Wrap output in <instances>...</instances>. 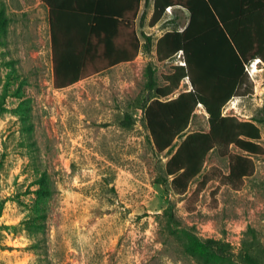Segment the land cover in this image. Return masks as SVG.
Here are the masks:
<instances>
[{
  "label": "rangeland",
  "instance_id": "1",
  "mask_svg": "<svg viewBox=\"0 0 264 264\" xmlns=\"http://www.w3.org/2000/svg\"><path fill=\"white\" fill-rule=\"evenodd\" d=\"M169 17L149 31L150 53L56 89L45 8L0 0V264H243L245 253L264 264V128L263 152L239 187L225 181L234 146L210 151L184 194L157 182L168 156L156 151L141 105L147 66L163 87L183 62L155 54L157 37L177 27ZM257 68L224 115H260L264 62ZM189 86L181 80L167 98ZM207 118L198 106L187 131L207 132ZM206 239L231 257L208 255L197 245Z\"/></svg>",
  "mask_w": 264,
  "mask_h": 264
},
{
  "label": "trees",
  "instance_id": "2",
  "mask_svg": "<svg viewBox=\"0 0 264 264\" xmlns=\"http://www.w3.org/2000/svg\"><path fill=\"white\" fill-rule=\"evenodd\" d=\"M41 1L50 9L54 88H65L119 64V58L137 55L140 40L134 28L136 10L130 17L121 13L111 15L112 22L101 20L105 15H70L76 27L67 32L73 35L74 44L57 47L52 5L49 0ZM138 2L136 0L137 6ZM171 7L185 10L188 22L183 30L176 27L165 31L155 41V54L158 61L180 54L184 65L174 67L163 87L156 85L155 72L147 66L145 90L148 97L141 105L143 121L156 151L168 156L164 173L157 182L168 194H184L190 182L201 174L210 151L216 148L226 151L234 146L239 153L229 155L225 181L234 188L239 187L243 179L254 172L252 157L263 152L259 140L264 128V104L260 115L249 121L224 115L223 109L244 86L245 66L256 59L264 62V0H153L148 26L152 28L160 23ZM139 34L142 50L150 53L153 37L144 31ZM128 38L133 44L131 56L122 54L123 46H108L117 39L124 42ZM99 49L118 50L114 51L118 59L91 60V52ZM185 78L191 89L167 98ZM198 106L208 115L209 129L188 132ZM131 124L130 121L123 123L125 127ZM178 138L181 141L175 145ZM207 181L208 178H204L203 184ZM168 216L171 222H176L171 212ZM197 245L215 259H229L232 254L228 245L213 239L199 240ZM242 262L261 264L248 253L242 256Z\"/></svg>",
  "mask_w": 264,
  "mask_h": 264
},
{
  "label": "crops",
  "instance_id": "3",
  "mask_svg": "<svg viewBox=\"0 0 264 264\" xmlns=\"http://www.w3.org/2000/svg\"><path fill=\"white\" fill-rule=\"evenodd\" d=\"M39 1L46 10L47 21H48V13L50 9L41 0ZM49 1L52 5V12L55 15V19H53V22L55 23L54 29H55V39H57L56 40L57 47H60V46L68 47L69 44L70 45L74 44V41H73L74 37H72L73 35L67 32L70 30L72 31V29H75L76 27L74 25L73 18L70 15H89V17H93V15H105V19H101V20H107V21L112 22L114 18H111L112 17L111 15L121 13V14L128 15L127 17H130V15H132L136 10V17L134 19V28L140 40V48L138 49V53L134 58L133 56L128 57V58H119L118 61H121L119 64L131 63L133 61H136L138 58H140V56L143 53V50L141 47L143 41L140 39L139 33H141V31H144L147 35H150L149 31L151 29H154L155 27L154 26L150 28L148 26V22L152 14V1L153 0H149L147 1V3L145 2V0H139L138 6L136 4V0H49ZM166 12H171L172 17H169L170 21H172L174 24H177V27L179 30H183V28L186 26L188 22V13L185 10L178 9V8H172V7L166 10ZM127 19H130V18H127ZM160 36H158L157 39ZM48 39H49L48 51L50 55V60H52V42H51L49 22H48ZM127 40L123 42L121 41V39L119 40L117 39L114 42V44H111L108 46L110 48L111 47L117 48L118 46H123L122 48H124V52L122 54L131 56L133 54V44L131 42L132 41L131 39L128 38ZM83 46L84 44L82 45V47ZM100 46L108 47L106 45L104 46L100 45ZM114 51L119 52L118 50H105V49L100 50L99 49L98 51L96 50V51L91 52L92 57H90V59L94 61L117 60L118 59L116 58L117 53ZM189 87L191 89V86Z\"/></svg>",
  "mask_w": 264,
  "mask_h": 264
},
{
  "label": "built area",
  "instance_id": "4",
  "mask_svg": "<svg viewBox=\"0 0 264 264\" xmlns=\"http://www.w3.org/2000/svg\"><path fill=\"white\" fill-rule=\"evenodd\" d=\"M168 9H169V8H168ZM168 9H167V10H168ZM257 61H260V60H259V59H256V60H254V61H251V62L248 64V65H250V70L247 68L248 65L245 66V72L248 74V76H249L250 79H253V75L256 74V73L253 72V70H254V69H255V70L258 69V68H254V66L257 67V65H258ZM260 62H261V61H260ZM180 64L184 65V62H182V63H180ZM257 72H258V70H257ZM189 89H190V87H189Z\"/></svg>",
  "mask_w": 264,
  "mask_h": 264
},
{
  "label": "bare ground",
  "instance_id": "5",
  "mask_svg": "<svg viewBox=\"0 0 264 264\" xmlns=\"http://www.w3.org/2000/svg\"><path fill=\"white\" fill-rule=\"evenodd\" d=\"M259 62H260V61H257V63H259ZM254 68H257V67H256V66H254ZM253 72H254V73H256V72H257V70H255V69H254V70H253ZM233 104H234V103H233Z\"/></svg>",
  "mask_w": 264,
  "mask_h": 264
},
{
  "label": "water",
  "instance_id": "6",
  "mask_svg": "<svg viewBox=\"0 0 264 264\" xmlns=\"http://www.w3.org/2000/svg\"><path fill=\"white\" fill-rule=\"evenodd\" d=\"M263 97H264V91H263Z\"/></svg>",
  "mask_w": 264,
  "mask_h": 264
}]
</instances>
